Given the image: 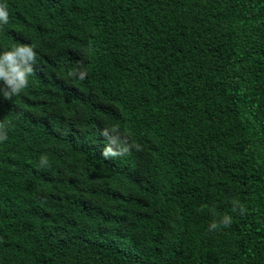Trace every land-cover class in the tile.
<instances>
[{"label": "trees", "instance_id": "trees-1", "mask_svg": "<svg viewBox=\"0 0 264 264\" xmlns=\"http://www.w3.org/2000/svg\"><path fill=\"white\" fill-rule=\"evenodd\" d=\"M0 12V264H264V0Z\"/></svg>", "mask_w": 264, "mask_h": 264}, {"label": "clouds", "instance_id": "clouds-1", "mask_svg": "<svg viewBox=\"0 0 264 264\" xmlns=\"http://www.w3.org/2000/svg\"><path fill=\"white\" fill-rule=\"evenodd\" d=\"M7 14L0 12V21L6 22ZM33 58V52L27 47H18L0 55V78H3L12 91H17L25 83V74L30 72L27 62ZM111 151V149H108ZM225 221L229 218L225 217ZM215 227V225H213Z\"/></svg>", "mask_w": 264, "mask_h": 264}]
</instances>
